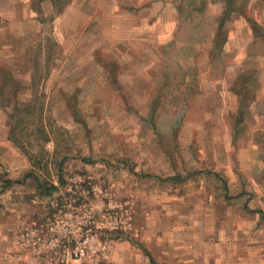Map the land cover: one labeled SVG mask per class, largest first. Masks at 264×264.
Here are the masks:
<instances>
[{"label": "rangeland", "instance_id": "1", "mask_svg": "<svg viewBox=\"0 0 264 264\" xmlns=\"http://www.w3.org/2000/svg\"><path fill=\"white\" fill-rule=\"evenodd\" d=\"M43 1L0 0V264H264L263 167L176 118L195 0Z\"/></svg>", "mask_w": 264, "mask_h": 264}, {"label": "crops", "instance_id": "2", "mask_svg": "<svg viewBox=\"0 0 264 264\" xmlns=\"http://www.w3.org/2000/svg\"><path fill=\"white\" fill-rule=\"evenodd\" d=\"M200 1H194L191 18L167 24L182 54L176 62L179 70L168 65L164 72L167 78L178 73L186 83L191 76L195 88L193 94L188 89L177 94L181 105L176 118L193 122L194 135L210 136L214 148H228L227 155L229 148H236L264 169V159L258 157L264 155V0H234V10L224 20L227 0H206V8L197 6ZM42 4L46 12L54 9L53 0ZM209 8L218 9L216 16L207 13ZM220 28L225 37L221 43ZM242 74L254 78L256 87L249 81L241 85ZM172 84H164L166 92Z\"/></svg>", "mask_w": 264, "mask_h": 264}, {"label": "trees", "instance_id": "3", "mask_svg": "<svg viewBox=\"0 0 264 264\" xmlns=\"http://www.w3.org/2000/svg\"><path fill=\"white\" fill-rule=\"evenodd\" d=\"M233 3H234V0H227V8H226L225 13L222 16L221 20H224L226 17H228L230 15V13L234 10L233 9ZM218 33L220 34V39H219L220 41L219 42L221 43L222 41L225 40L224 33L221 30V28L219 29ZM153 264H154V262H153Z\"/></svg>", "mask_w": 264, "mask_h": 264}]
</instances>
